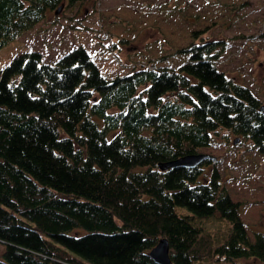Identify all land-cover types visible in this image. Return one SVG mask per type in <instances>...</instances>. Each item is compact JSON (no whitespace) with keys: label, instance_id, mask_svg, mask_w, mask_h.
<instances>
[{"label":"trees","instance_id":"obj_1","mask_svg":"<svg viewBox=\"0 0 264 264\" xmlns=\"http://www.w3.org/2000/svg\"><path fill=\"white\" fill-rule=\"evenodd\" d=\"M84 1L0 0V48ZM204 32L177 67L148 59L110 80L82 47L54 63L21 52L0 67V264H156L148 253L160 238L170 264H264V232L249 236L218 158L158 167L201 153L221 129L264 156V103L216 65L228 40ZM176 205L226 219L227 237L213 245Z\"/></svg>","mask_w":264,"mask_h":264},{"label":"rangeland","instance_id":"obj_2","mask_svg":"<svg viewBox=\"0 0 264 264\" xmlns=\"http://www.w3.org/2000/svg\"><path fill=\"white\" fill-rule=\"evenodd\" d=\"M224 38L228 45L216 65L256 92L264 103V0H86L63 6L0 48V67L21 52L37 51L54 63L76 47L84 48L106 79L125 75L154 59V66L177 67L188 55L180 50L193 42L194 31ZM235 140V141H234ZM218 158L217 168L250 237L264 232V156L246 139L221 129L212 145L201 150ZM192 225L203 229L213 245L230 231L218 214L199 216L175 206ZM0 242V258L4 251ZM243 264H257L241 259ZM193 264H231L205 261Z\"/></svg>","mask_w":264,"mask_h":264},{"label":"water","instance_id":"obj_3","mask_svg":"<svg viewBox=\"0 0 264 264\" xmlns=\"http://www.w3.org/2000/svg\"><path fill=\"white\" fill-rule=\"evenodd\" d=\"M58 8L56 12L59 10ZM263 108V107H262ZM261 108V109H262ZM215 160L213 156H210L206 153H195V154H188L182 156L178 159L171 160L168 162L159 163L158 167L161 170H165L168 168H175V167H195L202 163L204 160L209 158ZM149 257L153 260L156 264H170V257H169V244L166 238L158 239L156 245L149 251ZM55 264H68L62 261H57Z\"/></svg>","mask_w":264,"mask_h":264}]
</instances>
